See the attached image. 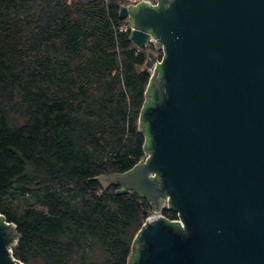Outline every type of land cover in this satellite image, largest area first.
<instances>
[{
  "label": "trees",
  "instance_id": "obj_1",
  "mask_svg": "<svg viewBox=\"0 0 264 264\" xmlns=\"http://www.w3.org/2000/svg\"><path fill=\"white\" fill-rule=\"evenodd\" d=\"M125 2L0 0V219L15 225L17 264H128L152 213L96 179L130 170L149 144L154 48L118 29Z\"/></svg>",
  "mask_w": 264,
  "mask_h": 264
},
{
  "label": "water",
  "instance_id": "obj_2",
  "mask_svg": "<svg viewBox=\"0 0 264 264\" xmlns=\"http://www.w3.org/2000/svg\"><path fill=\"white\" fill-rule=\"evenodd\" d=\"M157 2L118 10L134 47L164 52L145 61L147 157L96 176L150 202L128 264H264V0ZM16 238L0 219V264H17Z\"/></svg>",
  "mask_w": 264,
  "mask_h": 264
},
{
  "label": "built area",
  "instance_id": "obj_3",
  "mask_svg": "<svg viewBox=\"0 0 264 264\" xmlns=\"http://www.w3.org/2000/svg\"><path fill=\"white\" fill-rule=\"evenodd\" d=\"M139 1L147 2L150 5H154V6H156L157 3H158L157 0H126V2L123 3V5H125V6L134 5L135 6ZM118 29L120 31H128V32H130V30L133 29V23H132L131 18L129 16H126L124 19H122V23H121V25L119 26ZM153 41H154V39L151 37L149 42L147 43V45L145 47L146 48L150 47V45L153 46ZM157 50L159 51V54L155 55L156 59H155L154 65L156 64V62L160 63L162 61V58H163V55H164V52H163L162 49H157ZM149 71L151 73L152 69H149ZM146 157H147V155L145 154L144 159ZM164 205H165L164 209H168L167 201H165ZM174 213H175L176 216L174 218H170L169 220L170 221H177L181 226H183V222L180 219L178 213L177 212H174ZM159 215H161L162 217L167 219V217L163 214V211Z\"/></svg>",
  "mask_w": 264,
  "mask_h": 264
},
{
  "label": "rangeland",
  "instance_id": "obj_4",
  "mask_svg": "<svg viewBox=\"0 0 264 264\" xmlns=\"http://www.w3.org/2000/svg\"><path fill=\"white\" fill-rule=\"evenodd\" d=\"M147 49H149V47H147ZM149 51H152L155 55L159 54V51L157 49H152V50H149Z\"/></svg>",
  "mask_w": 264,
  "mask_h": 264
}]
</instances>
